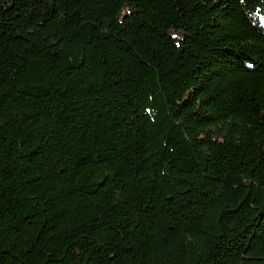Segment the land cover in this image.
I'll list each match as a JSON object with an SVG mask.
<instances>
[{"label": "trees", "instance_id": "16d2710c", "mask_svg": "<svg viewBox=\"0 0 264 264\" xmlns=\"http://www.w3.org/2000/svg\"><path fill=\"white\" fill-rule=\"evenodd\" d=\"M0 264H264V0H0Z\"/></svg>", "mask_w": 264, "mask_h": 264}]
</instances>
